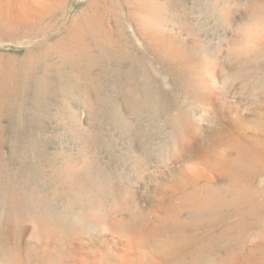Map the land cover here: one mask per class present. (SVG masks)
<instances>
[{"label":"rangeland","instance_id":"obj_1","mask_svg":"<svg viewBox=\"0 0 264 264\" xmlns=\"http://www.w3.org/2000/svg\"><path fill=\"white\" fill-rule=\"evenodd\" d=\"M263 99L264 0H0V264H264V173L184 178Z\"/></svg>","mask_w":264,"mask_h":264},{"label":"bare ground","instance_id":"obj_2","mask_svg":"<svg viewBox=\"0 0 264 264\" xmlns=\"http://www.w3.org/2000/svg\"><path fill=\"white\" fill-rule=\"evenodd\" d=\"M8 13H9L8 14V18H6L5 23L2 24V27H1L3 31H5V28H6L5 25L8 26V25L12 24V23L9 24V22H8L9 19H11L10 21H13V22H17V21L18 22H23V20H26V17L22 13H18V10L17 9H12V10L9 9V12ZM263 109H262L261 113L264 115V110ZM263 143H264V140H259V141H257V145H251L250 143H247L245 140L243 141V139H240V137H239V139L238 138H235V139H231L229 141H226L223 144H220L218 146H215V148L213 149V151H211L210 154H207L201 161H199L197 163H193V166L194 167H190L191 169H186V172H185L186 175H184V178L190 183L189 185L191 187L197 186L198 184L203 183V182H206V183H208L211 186L214 181H213V177H211L210 174L212 172H215V173H217L219 179H228L229 183H231V184L235 185L237 188H239V186L242 183H245L246 180H247L246 179V177H247L246 176V173L249 172V171L251 172L253 170L252 168H249L250 165L252 167L254 165L257 166V167H255V169H257L256 171H258L257 172L258 173L257 174V177L259 176V171H260V173H262V172L264 173V154L261 153V147H262V145H264ZM226 146H227V148L225 149V153H228L229 151H231V152L234 151L235 154H236L235 160L229 162V161H226L225 159L222 160V159H218V157H213V155L216 152H219L220 149H222L223 147H226ZM182 173H184V172L182 171ZM245 184L248 185L247 182ZM186 191H187V189L184 190V192H186ZM165 192H167V191H165ZM252 196H253V193L252 194H249V196L247 195V196H244V197L245 198L246 197L251 198ZM190 197L191 198H194L195 195H191V196H189V198ZM207 199H208V197H207ZM207 199L206 198H203V197H199V199L197 200V202L195 204L192 203L193 205H189V206H187V205H183L182 206L181 205L180 207L176 208V210H178L177 212H179V213L181 212L182 213L181 210L185 209V207H186V209L188 211H191V210L188 209V207H190V209L192 208L194 211H196V214L197 215L204 216V217L206 216L209 219H211L214 215L217 214L216 210L221 205L220 204L207 203V201H208ZM245 204H246L245 201L241 202V205H245ZM237 206H239V205H237ZM166 216H168V215H166ZM168 218H169V216H168ZM213 218L215 219V217H213ZM164 219H167V217L166 218H163V220ZM169 222L168 221L162 222V226L167 227L166 224H168V226H169ZM174 222H172V223L175 224ZM174 227H175L174 225L170 226V230H172V231H173V229L175 230ZM181 228H183V227H181ZM198 228H200L199 227V224L198 225H195L193 227V229H191V230L194 232V231H197ZM221 228H222V231H226L224 226L221 227ZM163 230H164V228H163ZM126 231H125L126 233L129 232L128 230H126ZM113 232H117V231H113ZM126 233L124 235H126ZM119 234H122L121 231H120ZM133 238H134V236H133ZM205 239H208V238H205ZM196 243L197 244H200V241L199 242H196ZM197 244L192 245L191 248L192 247L195 248ZM135 247H136V244L134 245V248ZM120 248H121L122 251L125 252L126 255H128L129 258H132V260H134L137 264H146V263L147 264H151L146 259L142 258L141 255H140V257L139 256H136L135 252L132 251V249L129 248L128 246H122ZM138 248H139V246H138ZM166 248H170V245L169 244H166ZM161 249H162V247H161ZM138 251L139 250H137V252ZM178 251H180V250L178 249ZM183 251H185V249ZM193 257H194V255H192V258Z\"/></svg>","mask_w":264,"mask_h":264}]
</instances>
